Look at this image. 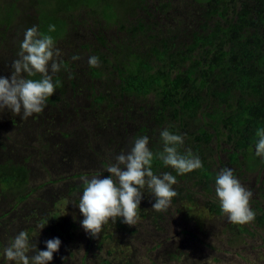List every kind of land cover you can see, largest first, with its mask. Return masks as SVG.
Returning <instances> with one entry per match:
<instances>
[{
	"label": "rangeland",
	"instance_id": "1",
	"mask_svg": "<svg viewBox=\"0 0 264 264\" xmlns=\"http://www.w3.org/2000/svg\"><path fill=\"white\" fill-rule=\"evenodd\" d=\"M147 1L153 3V0ZM169 1L174 7V19L176 18L177 22L172 25L179 27L181 29L179 31L182 32L179 33V40H174L178 46L188 45V42L192 41L194 21L200 17L201 7L206 2H197L192 8L188 0ZM98 2L99 5L95 6L94 10L104 24L103 28L107 30L109 36L117 37L121 31L120 27L116 26V19L101 18L104 17L102 14L111 13L108 10L105 13L103 10L106 0ZM136 3L138 5V2ZM67 5H70L69 10L66 9ZM83 6L84 4L81 2L79 4L77 0H0V77H11V64L18 58L25 31L36 26L41 34L53 38L55 47L61 52L60 59L69 61V66L75 67L74 83L78 87L77 92L80 91L83 96H87L89 89L95 86L99 92L109 93V81L103 75L98 80L90 79L86 65L81 62L84 60L79 50L82 43L80 32ZM134 18L131 17L130 21H134ZM50 25L55 26V31H49ZM170 29L171 26H165L162 32L172 35ZM147 39L140 37L135 43L142 47L140 58H146L151 65L149 69H142L141 73L145 71L144 80L149 82L150 89L147 95L118 94L121 98L112 95L111 98L116 101L112 107L107 105V102L93 103L90 106L89 100L82 99V104L79 103L80 111L76 113L77 102L70 100L73 93L69 91L73 81H68V85L63 81L67 75L62 65L61 71L53 76V82L58 80L60 83L54 95L48 98L42 113L21 119L7 109L0 111L1 141L6 144L8 141L12 143L14 136L21 132L20 142L16 143L18 147H12L13 150L10 152L0 147V168L9 173L5 167L10 164L15 168L30 165L32 174L28 179H25L23 174L21 177L16 175L14 182L17 184L14 183L12 187L5 186L4 190L0 185L2 248L5 249L19 232L26 231L30 244H37L42 251L47 250L45 243L47 240L53 238L61 240V247L54 254L50 264H101L100 259L105 256L106 251L97 248L100 236L91 237L81 224L84 217L78 203L83 194V178L109 176L105 170L106 166L114 163L115 157L121 152L129 151L137 137H149L150 150L154 155L161 152L163 143L160 133L167 129L168 120L173 124L167 116L170 107H164L156 101L161 95L175 98L174 93L170 92L171 81L165 75L167 72L156 66L153 53L146 51L145 44L146 47H150ZM132 44L135 47V44ZM73 56H79L80 59L73 60ZM30 78L39 79V76ZM157 79H161L160 82L157 83ZM62 85L64 86L61 87ZM53 100L56 101L55 104ZM121 105L124 106L122 110ZM206 109H202L196 119L190 117L184 120L176 119L177 126H180L179 130L182 129L184 134L186 130L190 132L188 137L183 136L184 144L179 149L182 154H186L188 150L193 153L194 147L197 146L193 143L194 129L205 131L208 138L215 128L219 119L209 115L211 108ZM95 113L98 118L92 115ZM5 136L7 141L4 140ZM25 157L30 160L25 162ZM155 160L158 158L153 161L154 174L159 176L164 172H170L174 175L177 184L173 185V189L178 195L173 198L172 205L167 211L157 212L152 209L155 203L152 202L154 196L145 188L142 190L145 193L139 210H145L146 219L151 223H155V219L157 223L160 221L158 229L164 228L152 239L153 242L157 243L168 233L171 234L173 242L167 249L162 250L160 256L153 246L149 248L142 245L141 240L151 238L154 234L152 230L154 227L151 225L147 227L145 222L147 220L142 218H139L135 226L126 224L128 226L126 232L112 230L113 237L129 247L128 264H264V225H256L253 220L241 225L248 228V232L237 233L234 229L231 230L232 223L224 214L223 217L207 220V224L211 223L208 225V231L207 226L201 231L200 228L206 223L202 226L194 224L195 221L185 216L182 203L189 197L197 200L199 196L202 199L200 195L202 184L195 178L187 181L183 176L177 175L171 167L163 166L164 168L160 170L155 166ZM258 166L259 164L256 166L259 170L264 169ZM196 172L198 173V170ZM79 173L83 176L76 175ZM261 181L255 185L254 196L264 205V181ZM56 207H59V216L49 218ZM110 223L111 220L108 224ZM41 225L45 226L42 230ZM32 254L34 253L29 252V255ZM2 255L0 264H15L8 262L4 254Z\"/></svg>",
	"mask_w": 264,
	"mask_h": 264
},
{
	"label": "trees",
	"instance_id": "2",
	"mask_svg": "<svg viewBox=\"0 0 264 264\" xmlns=\"http://www.w3.org/2000/svg\"><path fill=\"white\" fill-rule=\"evenodd\" d=\"M77 1L84 4L80 32L82 43L79 46L84 60L81 62L86 65L90 79L98 80L103 75L109 81L110 92L101 93L92 86L88 95L83 96L80 91L77 92L78 87L74 83L75 67H70L69 61H63L67 75L63 81L66 84L73 81L69 91L73 93L70 100L77 102L76 113L80 111L79 103L82 104V99L89 100L90 106L93 103L107 102V105L112 107L115 101L111 98L112 95L121 98L125 94L131 96L135 93H149V82L145 81L143 76L145 71L141 73L142 69H149L151 65L146 58H140L142 47L135 44L138 38L147 37L150 47L145 44V50L153 53L156 66L167 72L168 75H165L171 81L170 92L175 95V98L161 95L156 99L164 107H170L167 116L173 124L168 120L169 125L165 124L167 129L174 134L188 137L190 132L186 130L184 134L182 129L179 130L176 119H196L197 114L202 112V109L207 110L206 108H211L210 116L219 119L208 138L206 132L201 129H194L192 132L193 143L197 146L191 153L200 158L203 167L198 169V173L194 170L182 176L187 181L195 178L202 184L203 189L200 192L202 199L199 196L197 200L190 197L184 199L182 209L185 216L199 226L206 223L200 228L201 231L206 226L208 231V225L211 223L207 224V220L223 217L224 213L215 191V180L219 171L227 167L233 170L235 177L252 193L250 207L255 213L254 221L256 225H264V205L254 196L256 183L264 181V169L259 170L256 167L259 164L260 168H264V158L255 154L258 140L256 132L259 128H264V0H188L192 8L197 2L206 3L201 7L200 17L194 21L192 41L185 46H178L174 40H179V33L182 32L179 27L172 25L177 22L176 18L174 19V7L169 0H153V3L147 0H106L107 6L105 5L103 10L105 13L107 10L111 13L102 14L104 17L101 18L116 19V26L120 27L121 31L117 37L109 36L103 28L105 26L94 10V7L99 5L98 0ZM66 9L69 10L70 5H67ZM131 17H135V20L130 21ZM165 26L172 27V35L162 32ZM91 56L99 58V67H90L88 61ZM160 80L157 79L156 82ZM55 103L53 100V104ZM123 107L121 105L120 109ZM92 115L98 118L96 113ZM20 134L21 132L18 133L19 136H14L12 143L8 141L6 144L0 139L2 150L10 152L12 147H18L16 143L20 142ZM29 160L30 158L25 157V162ZM154 163L160 170L164 168L161 160H155ZM29 167L30 165H23L15 168L10 164L5 167L9 173L0 168L2 190L5 186L12 187L14 183L17 184L14 182L16 175L21 177L23 174L25 179L30 178L32 174ZM76 175L80 176L81 173ZM190 175L192 176L189 178ZM152 199V202H155V197ZM59 211V207H56L49 218L58 217ZM146 217L145 210H139V218L147 220V227H154H151L154 234L140 242L149 248L153 246L160 256L162 250L172 244L171 234L164 235L157 243L153 242L152 239L164 228L158 229L160 221L157 223L155 219V223H151ZM231 225V230L234 229L237 233L249 231L239 224ZM112 230L123 233L128 230V226L122 219L117 218L116 223L111 221L103 227L97 245L99 250L106 251L105 256L100 259L101 264H128L129 247L118 242L113 237ZM3 252L4 247L0 245V258L3 257Z\"/></svg>",
	"mask_w": 264,
	"mask_h": 264
},
{
	"label": "clouds",
	"instance_id": "3",
	"mask_svg": "<svg viewBox=\"0 0 264 264\" xmlns=\"http://www.w3.org/2000/svg\"><path fill=\"white\" fill-rule=\"evenodd\" d=\"M49 31H55L50 25ZM18 58L11 64V77H0V111L9 110L21 119L32 117L44 111L49 97L53 96L59 81L53 82V76L61 71L63 61L61 52L55 47L50 35L41 34L36 26L25 31L20 45ZM79 60V56H73ZM90 67L100 66L99 58H89ZM39 76V79L30 77ZM163 150L154 153L149 148V137H137L127 152L115 157V162L106 166L110 175L83 178V194L78 207L84 219L81 224L87 234L93 238L100 236L103 226L117 218L135 226L139 220V209L144 190L155 197L152 209L157 212L167 211L173 198L178 193L173 189L177 179L170 172L161 175L152 170L155 158L166 167H171L177 175H185L203 167L198 156L191 150L186 154L180 152L184 144L181 135L173 134L168 129L160 133ZM256 156L264 158V128L256 132ZM215 191L222 212L233 224H247L254 220L255 213L250 207L252 193L235 177L232 169L227 167L219 171L215 180ZM76 205V204H74ZM45 226L41 225V230ZM47 250H40L37 244H30L26 231L19 232L4 249V257L15 264H50L61 247L59 238L46 242ZM29 252L34 254L29 255Z\"/></svg>",
	"mask_w": 264,
	"mask_h": 264
}]
</instances>
